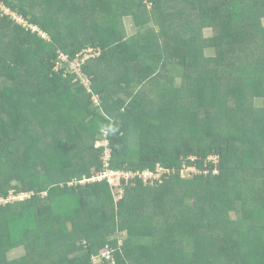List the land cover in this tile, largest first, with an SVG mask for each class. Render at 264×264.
I'll return each instance as SVG.
<instances>
[{
	"label": "trees",
	"instance_id": "1",
	"mask_svg": "<svg viewBox=\"0 0 264 264\" xmlns=\"http://www.w3.org/2000/svg\"><path fill=\"white\" fill-rule=\"evenodd\" d=\"M0 1L28 24L48 34L54 26L56 38L62 37L37 38L28 25L0 13V198H7L10 188L28 194L0 205V264H90L106 244L114 264H214L220 256H213L210 247L219 238L222 246L215 252L222 254V264H264V106L244 108L253 95L264 98V0H40V8L33 0ZM149 1L157 8L155 23L137 25L138 39L125 37L119 17ZM171 6L184 13L168 15V24L162 25ZM207 26L214 28L211 37L202 35ZM251 26L256 35L247 40ZM240 37L251 41L253 50L247 59L243 54L238 58L230 75L224 74L220 61L240 54L231 50ZM58 45L68 60L92 49L78 60L87 82L69 73L66 63L57 64ZM173 47L184 53L173 58ZM208 50L217 57L205 56ZM107 57L116 60L113 83L122 90L149 78L150 63L168 66L181 79L182 88L173 90L175 105L151 115L142 108L143 91L133 92L126 111L106 109L108 117L92 100L94 94L105 99L110 82H101L98 64ZM181 92L194 114L187 123L196 126L202 119L200 131L191 133L182 123ZM230 97L237 106L227 108L224 116ZM37 102L40 128L31 116ZM132 122L152 123L158 134L138 138L131 133L136 131ZM104 137L111 167L155 171L160 165L168 170L154 182L144 183L138 176L122 180L118 199L114 185L105 180L80 182L102 167L104 147H95V140ZM210 154L218 157L216 174L207 160ZM241 164L250 168L246 177L254 184L252 198L238 189L246 178ZM182 166L196 172L181 176ZM72 177L76 181L69 184ZM158 217L156 224L146 225ZM136 218L142 225L132 222ZM124 231L120 248L113 249ZM111 235L116 237L109 240ZM53 237L59 239L55 246ZM77 239L84 242L77 244ZM183 239L191 241L190 248L181 244ZM66 240L71 247L62 245L57 254L56 247ZM18 246L25 254L9 259Z\"/></svg>",
	"mask_w": 264,
	"mask_h": 264
},
{
	"label": "rangeland",
	"instance_id": "2",
	"mask_svg": "<svg viewBox=\"0 0 264 264\" xmlns=\"http://www.w3.org/2000/svg\"><path fill=\"white\" fill-rule=\"evenodd\" d=\"M24 2H28L29 0H23ZM35 1V3L39 6H35V9L36 7L40 8V0H33ZM162 2V0H161ZM167 0L164 1V3H166ZM43 8V12H45L47 10L46 7H42ZM10 9V8H9ZM11 10V9H10ZM184 9H181V11H178V12H175L174 11V8L171 6L170 8H166L165 9V13L167 14L166 15V18L165 19H162L163 23L161 21H159V24H162V25H166L168 24V20L167 19V16L169 15L171 18H174L175 16L179 17V16H182V14L184 13L183 12ZM15 12V11H14ZM40 12V10H39ZM255 12H258L255 8ZM1 14H4V15H7L5 13H3L2 11H0ZM182 13V14H181ZM16 14L24 21L26 22V20L23 18V16L21 14H18L16 12ZM156 14H157V8L156 7H153L152 4L149 2H145V5L140 8V9H136L134 11H128L127 13H123L120 17H119V21H121V24H122V29H123V32H124V36L125 37H133V38H139L140 37V33L141 31L139 30V28L137 29V25H140V23L144 24L143 22H150V23H155L154 21V17H156ZM9 16V15H8ZM176 17V18H177ZM10 19H13L12 17L9 16ZM137 20H139V22H137ZM12 21V20H11ZM16 22L18 23V21L16 20ZM16 22H14L16 24ZM21 25V24H20ZM33 25V24H32ZM24 26V25H23ZM37 26V28L39 27L38 25H35ZM257 27L259 26L256 25ZM261 26L264 27V17L261 18ZM58 27L62 28L63 26L62 25H59ZM179 28V27H178ZM255 28L253 26H251L249 28V30H246L245 32H247V35H244V37H247V40L250 38V36H254L256 35V31L257 30H254ZM31 33L35 34L37 38H40V33L37 31V30H32L30 29ZM56 28L53 26L49 29V34L51 36H54V40L56 41H60V39L62 37H58L56 38L57 36V33H56ZM46 33V32H45ZM251 33V34H250ZM47 34L46 33V37H47ZM48 34V36L50 37V35ZM75 34V32L73 31H69L68 32V36L69 37H73ZM174 34V33H173ZM214 34V28L211 27V26H207V27H203L202 28V35L204 37H211L212 35ZM62 40V39H61ZM247 40L243 37H240V39L235 43V45H233L234 48H231L232 51H235L234 53H236L237 51H240V54H237L235 55V57H232V58H229V60H223L221 59V63H220V66L218 67V69H220V72H224V74H227V75H230L231 72H232V68L240 63L241 61L238 60V58L243 54V57L245 59L248 58V54L251 53V51L253 50V46H250L249 44L251 43V41H249L250 43H245L247 42ZM239 42H244L245 44L243 45H240ZM239 46L241 48H239ZM58 49L57 51L60 52V53H63L66 55V53L62 52L61 51V48L60 46L58 45L57 46ZM88 48V47H87ZM242 49V50H241ZM83 51H86V49L82 50ZM81 52V53H82ZM80 53V54H81ZM170 56L172 55L173 58H176V56H180L182 55L184 52L181 48H178V47H173V48H170V52H169ZM86 54L82 55V56H79V52L76 54V56L74 58H72V60H67L65 63L66 65H69V64H72V73L71 74H75L77 77L78 74H76L75 72H77V68H80V65L78 63V60H84L86 58L85 56ZM211 55V57L214 55L211 54V51H206L205 52V56H209ZM216 56V55H214ZM61 57V55H60ZM217 57V56H216ZM172 58V59H173ZM58 60H59V54L57 56V63H58ZM223 60V61H222ZM63 62V61H62ZM60 62V63H62ZM171 62V61H170ZM116 60H112L110 58H105L104 60H101L99 62V67H98V70L99 68H103L102 71H103V74L100 72L99 73V78H101V80L103 79V81L101 82H105L107 83V81H109V85L106 89V91L103 92V95L105 96V99H101L99 98L98 95H95L92 97V100L94 101L93 102V106L94 107H97L100 109V111L102 112H105V114L108 116V117H111L106 109H108L110 112H112L113 114H116L118 112H124L126 111V107H127V103L128 101L130 100V96H129V93H137V92H140V91H143V94L141 95L142 96V100H141V104H142V108L145 109L146 112H151V115H154L155 112H157L158 110H162V111H166L167 108H172L174 105H175V101L173 99V90H177V87H180L181 86V79L180 77H173L170 73V68L168 66H163L162 68H155V64H152L150 63V65L148 67H146V70H150L152 71L150 74H149V78H147L143 83L141 84H133V85H130L128 88L122 90V89H119V87H116L114 85V79L116 78ZM152 64V65H151ZM57 65V64H56ZM76 80V77H74V79L72 78L71 79V82L75 83L77 81ZM81 80V79H80ZM86 85V84H84ZM182 88V87H180ZM183 92L180 93V96L181 97L180 99H178V108L180 110H182V123L184 124V126L186 127L187 130H189V132H193L192 130H198L200 131L202 129V126L204 125L202 119L199 123V125H194V124H190L188 125L187 123V120L190 116H193V111H192V108L191 107H188L186 104L189 102V97L187 95H183L182 94ZM250 97V96H249ZM264 98L261 97V96H258V95H253V97L251 99H248L245 101V110L247 107L249 108H252L254 110H259V108L261 106H264ZM37 104V105H36ZM36 104H34L33 106L35 107V113H33V115H31L33 117V120L35 121H38L39 122V128H40V114H41V109H40V102H37ZM237 106L236 102H235V98L233 97H230L227 99V102L225 103V106L223 107V109H225L223 115L225 116V113L227 114V108L229 107H232V106ZM59 108V105L57 106ZM55 107L56 112H57V115H56V118L58 119V121L62 120L60 119L62 117L59 109ZM54 109V110H55ZM134 113H136V110H134ZM42 117V116H41ZM226 122V117L223 118L221 120V124L223 125L222 127L224 128V123ZM133 126L136 128V131H133L131 132L134 136L140 138V137H146V136H150V134H158V130H156V126H154L152 123L151 124H148L147 122H132ZM226 125V124H225ZM48 129H50L49 127H47ZM62 128L60 127L58 130H61ZM57 130V131H58ZM101 132V131H100ZM99 132V133H100ZM60 133V131H59ZM99 133L97 134V137L99 136ZM207 136V135H206ZM203 141L204 139L203 138H196V137H193L192 141H195V142H198V141ZM169 145L170 147H172V143H170L169 141ZM135 147V145H134ZM88 152V150H87ZM89 153V152H88ZM88 158V156H87ZM39 163L40 165L44 164L45 161H40V162H37ZM47 166V165H45ZM103 166V165H102ZM104 167V166H103ZM241 167H242V171L243 173H245V177H246V173H249V167L246 166V165H243L241 164ZM102 169V167H100L99 171ZM244 169V170H243ZM45 171V168L44 166H40V173H44ZM93 171V170H92ZM91 171V172H92ZM180 175L181 176H186L187 177H190L192 176V172H196L195 170V167H192V166H182L181 169H180ZM96 172L94 171L92 173V176L95 174ZM98 173V172H97ZM91 174V173H90ZM86 174H84L83 178L80 180V182H85L89 179L92 178L91 177H85ZM161 176V174L159 176H157L156 178H159ZM256 178L255 176L253 177V179ZM68 183L69 184H72L73 182L76 181V179L74 177L68 179ZM241 181L238 182V189H240L241 191L243 190V192H245L246 196L252 198L255 194L251 193V189L253 188L254 184L252 183L251 184V178L250 176L246 177L244 180L240 179ZM153 185V184H151ZM119 186V183H114V188H112V191L113 193L115 194V198L118 199L121 195H122V190H121V186ZM245 194H243V197L245 196ZM28 194H24V193H21V192H16L14 189L10 188L9 189V194H8V197L3 199V198H0V205H3L4 203L6 202H17V201H21L23 200L24 198L27 197ZM55 207L57 208V206L55 205ZM231 216H235L233 213H230ZM154 217V216H153ZM157 220H159V217L156 219L154 218V220L152 221H147L146 222V225L147 226H153L154 224L157 223ZM154 221H156L154 223ZM133 223L139 225L141 223V221L136 218V221L135 220H132ZM125 231L123 233H119L118 234V240L115 244H112V248L114 249H118L120 248L122 242H123V238H125ZM96 237H100V235H95ZM116 236L115 235H111V237L109 238V240H112L114 239ZM92 239H94L92 237ZM101 239V238H99ZM53 241V244L54 246L56 244H58L59 242V239L56 238V237H53L52 239ZM75 242L77 244H80L81 242L83 243L84 241L83 240H75ZM189 242H191L190 240L188 239H183L181 241V244L183 245H186L187 247H189ZM60 245L56 247V249L58 250L57 251V254L60 253V251L62 252L61 250V246L64 245L66 247H63L64 249L66 248H70L71 245L69 243L68 240L64 241L63 243H59ZM214 244V243H213ZM222 246V239L219 238L218 241L212 246V248L210 247V250H211V254L212 253H215V255L213 256H220V257H216L215 260H214V264H222L223 263V259L221 258L222 257V254L221 253H216L215 250H219ZM190 248V247H189ZM102 247L98 250V253H95L91 256V262L90 264H103L102 262V257L100 256V254H102ZM25 254V250L23 247L21 246H18V247H15L14 249H12L9 253H8V258L9 259H18L20 257H22L23 255ZM147 258H152V254H149L147 256ZM110 260V263L113 264V261L112 259H109Z\"/></svg>",
	"mask_w": 264,
	"mask_h": 264
},
{
	"label": "built area",
	"instance_id": "3",
	"mask_svg": "<svg viewBox=\"0 0 264 264\" xmlns=\"http://www.w3.org/2000/svg\"><path fill=\"white\" fill-rule=\"evenodd\" d=\"M147 1V0H145ZM0 11H2L3 13L9 15L10 17H12L15 21H18V24H21L22 26L24 25L26 27V25H28L29 28H31L32 30H37L40 33V36L42 37H46V34L39 28H37V26L32 25V24H28L27 22H24L17 14L16 12L10 10L8 7H6L1 1H0ZM92 49L91 48H86V51H81L79 54V56H82L84 54H86V58L89 57L90 51ZM61 55V57H60ZM59 60L63 61L64 63L68 60L67 55L63 54V53H59ZM57 64H60V62H58ZM72 64L67 65V70L69 73H72ZM77 72H75L76 74H78L79 78L83 81V82H87V78L86 76L83 74V72L81 71V68H77L76 70ZM106 132V131H104ZM105 136V134H104ZM108 141L107 139L104 137L103 139H97L95 140V147H104L103 150V156H102V169L100 171H98V173L96 172L91 179H89V181H95V180H105L107 181L110 185H114V183H120L122 180H128L130 178H133L135 176H138L139 178H141V180L144 183L147 182H154L155 180H158L159 178H156L157 176H159L163 171H167L168 169L163 168L160 165L156 166V170L152 171V170H148V169H144L141 171H132V170H126L125 168H113L109 165V160H110V148L107 146ZM208 161L213 162L214 166L211 170V172L213 174H216L218 172L217 170V166L216 163L218 162V157L216 154H210L207 157ZM204 173L208 172V169H204L203 170ZM102 254H100V256L103 259L109 260L112 259L113 264L115 263L113 258H112V254H111V249L109 244H106L102 247ZM110 261V260H109Z\"/></svg>",
	"mask_w": 264,
	"mask_h": 264
},
{
	"label": "clouds",
	"instance_id": "4",
	"mask_svg": "<svg viewBox=\"0 0 264 264\" xmlns=\"http://www.w3.org/2000/svg\"><path fill=\"white\" fill-rule=\"evenodd\" d=\"M39 28V27H38ZM40 29V28H39ZM42 30V29H41ZM43 31V30H42ZM45 33V31H43ZM46 34V33H45Z\"/></svg>",
	"mask_w": 264,
	"mask_h": 264
}]
</instances>
